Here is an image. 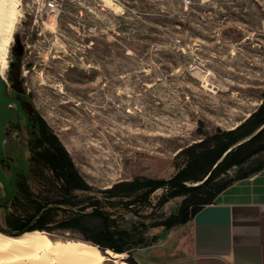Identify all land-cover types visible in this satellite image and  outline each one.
<instances>
[{
    "label": "rangeland",
    "instance_id": "rangeland-1",
    "mask_svg": "<svg viewBox=\"0 0 264 264\" xmlns=\"http://www.w3.org/2000/svg\"><path fill=\"white\" fill-rule=\"evenodd\" d=\"M8 1L15 22L1 76L9 92H23L58 136L98 208L125 226H149L152 243L133 251L140 264L178 259L187 229L150 225L175 213L183 197L161 206L164 186L149 201L125 206L129 197L107 198L104 191L136 177H172L183 148L203 133L235 128L258 109L264 0ZM26 138L23 132L15 139L24 161ZM11 210L10 203L0 208V231L13 235ZM40 231L52 240L93 244L77 231ZM108 250H101L100 264H131L128 252L116 257Z\"/></svg>",
    "mask_w": 264,
    "mask_h": 264
},
{
    "label": "trees",
    "instance_id": "trees-1",
    "mask_svg": "<svg viewBox=\"0 0 264 264\" xmlns=\"http://www.w3.org/2000/svg\"><path fill=\"white\" fill-rule=\"evenodd\" d=\"M261 98L258 109L235 128H216L183 148L177 155V170L172 177H136L122 181L106 189V197H129L123 205L130 206L143 197L149 201L153 191L168 186L161 206L170 198L181 196L180 207L150 226L169 230L190 222L197 211L214 202L232 183L264 168V92ZM35 114L39 126L29 138V156L14 168L8 226L16 233L54 228L77 231L102 251L128 252L126 261L140 264L133 251L152 243L145 236L149 226L143 221L125 226L98 208L100 202L90 194L92 186L80 173L69 151L46 121ZM187 182L197 184L187 186ZM78 190L88 194L80 197ZM95 218L100 222L94 223Z\"/></svg>",
    "mask_w": 264,
    "mask_h": 264
},
{
    "label": "crops",
    "instance_id": "crops-1",
    "mask_svg": "<svg viewBox=\"0 0 264 264\" xmlns=\"http://www.w3.org/2000/svg\"><path fill=\"white\" fill-rule=\"evenodd\" d=\"M182 227L179 258L160 264H264V168L232 183Z\"/></svg>",
    "mask_w": 264,
    "mask_h": 264
},
{
    "label": "bare ground",
    "instance_id": "bare-ground-1",
    "mask_svg": "<svg viewBox=\"0 0 264 264\" xmlns=\"http://www.w3.org/2000/svg\"><path fill=\"white\" fill-rule=\"evenodd\" d=\"M8 0H0V75L8 63V45L14 26ZM113 256H121L108 250ZM105 255L97 245L75 240H52L43 231H25L19 235L0 231V264H100Z\"/></svg>",
    "mask_w": 264,
    "mask_h": 264
},
{
    "label": "water",
    "instance_id": "water-1",
    "mask_svg": "<svg viewBox=\"0 0 264 264\" xmlns=\"http://www.w3.org/2000/svg\"><path fill=\"white\" fill-rule=\"evenodd\" d=\"M9 79L11 80V78ZM12 103H16L17 107H11ZM21 114L28 120L29 115L21 108L20 100L9 92L8 83L0 75V207L6 206L11 201L14 194L11 182L14 174V167L8 168L6 165H3V162L9 161V157L15 159L23 155L22 149L17 147V141L11 139L13 135H11L12 137L6 136L5 126L11 120H13L14 123L19 122ZM12 128L13 130L19 129L17 138H20L23 133L20 127L14 124ZM7 138L6 148H4V143ZM15 163H17V160ZM7 232L13 235L21 234L9 230Z\"/></svg>",
    "mask_w": 264,
    "mask_h": 264
},
{
    "label": "flooded vegetation",
    "instance_id": "flooded-vegetation-1",
    "mask_svg": "<svg viewBox=\"0 0 264 264\" xmlns=\"http://www.w3.org/2000/svg\"><path fill=\"white\" fill-rule=\"evenodd\" d=\"M13 96L17 97L20 100V106L22 109H24L29 117L28 120L25 119V116H23L22 114L20 115L19 118V122L14 123L13 120L9 121L6 126H5V134L6 136H11L13 135V137L11 138L12 140H15L17 137V134L19 133V129L13 130V125L16 124L17 127H20V129L25 132L26 135V143H27V148L29 151V145H28V141L29 138L31 137L32 132L39 126V121L37 118V115L35 114V112H33V110L30 109L29 107V99L26 98V96H24L23 92H21L19 89L17 88H13V91L11 93ZM11 107L16 108L17 104L16 103H12ZM13 130V131H12ZM8 141V138L5 140L4 143V148H6V143ZM17 160V163H15ZM10 161V162H9ZM9 161H4L3 165H8L10 167H16V166H20L21 164H23V162H25L22 157H18V158H10ZM14 163V164H13ZM1 208V207H0Z\"/></svg>",
    "mask_w": 264,
    "mask_h": 264
},
{
    "label": "built area",
    "instance_id": "built-area-1",
    "mask_svg": "<svg viewBox=\"0 0 264 264\" xmlns=\"http://www.w3.org/2000/svg\"><path fill=\"white\" fill-rule=\"evenodd\" d=\"M49 6H53L54 4L52 3V2H49V4H48Z\"/></svg>",
    "mask_w": 264,
    "mask_h": 264
}]
</instances>
